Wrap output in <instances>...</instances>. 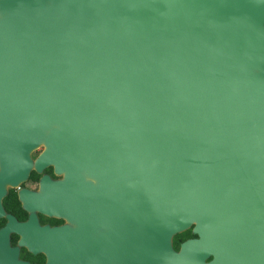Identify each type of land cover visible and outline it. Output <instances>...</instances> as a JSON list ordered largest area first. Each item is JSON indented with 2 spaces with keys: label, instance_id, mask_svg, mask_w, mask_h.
Masks as SVG:
<instances>
[{
  "label": "water",
  "instance_id": "water-1",
  "mask_svg": "<svg viewBox=\"0 0 264 264\" xmlns=\"http://www.w3.org/2000/svg\"><path fill=\"white\" fill-rule=\"evenodd\" d=\"M45 164L0 264H36L7 229L39 264H264V0H0V196Z\"/></svg>",
  "mask_w": 264,
  "mask_h": 264
},
{
  "label": "flooded vegetation",
  "instance_id": "flooded-vegetation-1",
  "mask_svg": "<svg viewBox=\"0 0 264 264\" xmlns=\"http://www.w3.org/2000/svg\"><path fill=\"white\" fill-rule=\"evenodd\" d=\"M41 149V146H37L30 151V155L33 158ZM45 174L50 179H57L61 176V173H56L53 170L51 164H45L40 167L39 170L30 168L27 176L21 182L15 185H6L4 193L0 196V205L2 211L0 212V229L4 227L6 221L9 219L11 222H18L24 220L27 217L28 211L21 208L20 200L17 195V189L25 187L27 189L36 190L38 188V179L40 175ZM34 216L36 222L39 225H58L64 223V218L54 214H48L34 210ZM8 215V217L6 216ZM19 235L14 229H7L6 240L9 246L16 247V256L19 259L25 260L29 263H42L44 261V255L40 251L31 252L23 245L18 244Z\"/></svg>",
  "mask_w": 264,
  "mask_h": 264
},
{
  "label": "trees",
  "instance_id": "trees-1",
  "mask_svg": "<svg viewBox=\"0 0 264 264\" xmlns=\"http://www.w3.org/2000/svg\"><path fill=\"white\" fill-rule=\"evenodd\" d=\"M193 234L190 232V229L189 227L179 231V232H176L174 233L172 236H171V245L173 248H177V244L180 240H182L183 238L185 237H189V236H192Z\"/></svg>",
  "mask_w": 264,
  "mask_h": 264
},
{
  "label": "bare ground",
  "instance_id": "bare-ground-1",
  "mask_svg": "<svg viewBox=\"0 0 264 264\" xmlns=\"http://www.w3.org/2000/svg\"><path fill=\"white\" fill-rule=\"evenodd\" d=\"M40 145V144H39Z\"/></svg>",
  "mask_w": 264,
  "mask_h": 264
}]
</instances>
